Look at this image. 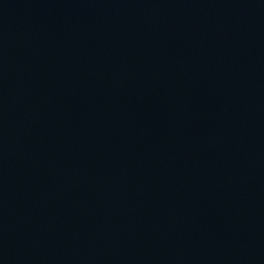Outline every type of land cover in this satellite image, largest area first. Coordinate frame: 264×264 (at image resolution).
Here are the masks:
<instances>
[{"label":"water","instance_id":"1","mask_svg":"<svg viewBox=\"0 0 264 264\" xmlns=\"http://www.w3.org/2000/svg\"><path fill=\"white\" fill-rule=\"evenodd\" d=\"M0 264H264V0H0Z\"/></svg>","mask_w":264,"mask_h":264}]
</instances>
